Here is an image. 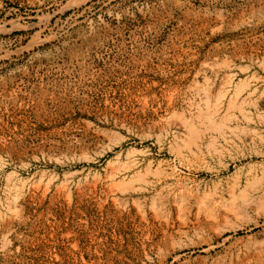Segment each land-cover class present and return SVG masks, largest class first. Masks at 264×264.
<instances>
[{
    "label": "rangeland",
    "instance_id": "obj_1",
    "mask_svg": "<svg viewBox=\"0 0 264 264\" xmlns=\"http://www.w3.org/2000/svg\"><path fill=\"white\" fill-rule=\"evenodd\" d=\"M0 264H264V0H0Z\"/></svg>",
    "mask_w": 264,
    "mask_h": 264
}]
</instances>
